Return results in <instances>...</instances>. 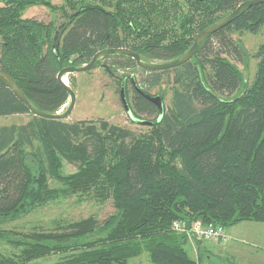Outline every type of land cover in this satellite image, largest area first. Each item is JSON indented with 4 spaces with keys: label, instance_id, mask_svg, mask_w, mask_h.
Segmentation results:
<instances>
[{
    "label": "trees",
    "instance_id": "obj_1",
    "mask_svg": "<svg viewBox=\"0 0 264 264\" xmlns=\"http://www.w3.org/2000/svg\"><path fill=\"white\" fill-rule=\"evenodd\" d=\"M98 1L63 0L54 7L50 0H0V70L36 110L56 114L66 105L69 95L56 79L62 69L87 65L108 49L132 51L144 63L174 61L200 32L249 0ZM31 6L59 12L62 22L23 19ZM260 31L264 3L209 35L180 67L148 72L124 55L97 60L93 69L102 67L123 87L133 116L151 122L139 135L103 120L35 117L0 78V117L29 118L0 127V244L18 252L0 257V264L52 255L60 256L54 264H128L143 253L151 264H196L175 223L188 230L195 223L225 230L242 222L264 225V43L248 84L227 57L243 56L232 35ZM162 39L168 43L159 46ZM134 72L145 75L141 83ZM169 73L170 108L158 121V109L136 88L164 101L162 92L151 91ZM67 80L74 90L73 75ZM64 163L74 173L64 175ZM49 179L59 187L50 188ZM73 197L110 200L113 212L102 222L88 217L50 230L2 228Z\"/></svg>",
    "mask_w": 264,
    "mask_h": 264
},
{
    "label": "rangeland",
    "instance_id": "obj_2",
    "mask_svg": "<svg viewBox=\"0 0 264 264\" xmlns=\"http://www.w3.org/2000/svg\"><path fill=\"white\" fill-rule=\"evenodd\" d=\"M97 2L99 3L98 0ZM50 3L54 7H60L63 5V0H50ZM22 18L35 20L46 25L53 22L56 26L62 22L59 12L53 13L51 10L42 6L28 7L23 12ZM231 38L240 44L243 56L241 59L227 57L242 71L244 79L248 84L252 81L256 69L257 61L254 59V54L257 48L264 43V31H260L256 35L249 33H243L241 35L234 34ZM109 61H103L102 64H108ZM144 76L138 72H134V78L137 82L141 83V79ZM172 78L173 73H169L165 76L160 89L156 88L151 91V94L163 93L165 109L170 108ZM73 85L75 105L66 120L67 122L103 120L110 125L128 129L136 135L149 131V126H141L129 121L121 101V88L118 90L117 83L105 74L102 67L92 69L85 73L74 74ZM123 96L126 100L125 93H123ZM69 101H67L60 112L64 111ZM28 119L26 115H21V117H0V126L22 124ZM74 171V166L66 163L63 164L62 173L64 175L72 174ZM49 187L58 188L59 185L49 179ZM112 212L113 206L110 200L99 202L97 200L95 201L92 197H73L51 202L43 207L37 208L32 213L21 217L17 221L5 224L2 228L22 233H27L33 229L50 230L59 223L76 222L88 217L96 218L99 222H102ZM226 235L225 240L221 242L212 241L198 244V241L188 239L185 249L196 264H260L258 258H255L253 255L255 253L264 255L263 224L242 222L232 228L226 229ZM17 254L18 252L16 250L0 244V257L8 258ZM59 260L60 256L52 255L29 264H54ZM128 264L151 263L148 260L147 254L143 253L138 258L129 261Z\"/></svg>",
    "mask_w": 264,
    "mask_h": 264
},
{
    "label": "water",
    "instance_id": "obj_3",
    "mask_svg": "<svg viewBox=\"0 0 264 264\" xmlns=\"http://www.w3.org/2000/svg\"><path fill=\"white\" fill-rule=\"evenodd\" d=\"M264 3V0H249L241 5H239L235 11H233L231 14H229L227 17L222 19L221 21L217 22L216 24L208 27L207 29L203 30L200 32L194 39V42L192 46L189 48V50L179 59H176L174 61L168 62V63H163V64H149V63H144L140 60L139 56L132 51L126 50V49H108V50H103L98 53H96L91 61L84 66L81 67H67L59 71L57 74V81L62 85V87L65 89V91L69 95V104L68 106L64 109L62 112H58L56 114H47V113H42L38 110H36L34 107L31 106V104L28 102V100L25 98L21 90L18 88V86L15 84L13 79L6 74L5 72L0 70V78L10 87L12 92L16 95V97L23 103V105L27 108L29 113H31L35 117H39L42 119L46 120H54V121H66L68 117L70 116L71 112L73 111L74 105H75V93L74 91L69 87L68 84H65L63 82V77H68L69 75H74V74H79V73H85L88 71H91L96 63L97 60L108 56V55H124L129 58H131L135 63L136 66L144 71L148 72H160V71H167L171 70L177 67H180L181 65L185 64L188 62L195 52L197 51L198 46L200 43L206 39L209 35L219 31L220 29L226 27L229 25L231 22H233L236 17L238 16L239 13H241L243 10L250 8L252 6H255L257 4ZM53 48L54 52L57 54L58 52V41H57V32L55 33L53 37ZM136 91L139 92L143 97H145L148 101L153 103L156 108L158 109V121L162 118V115L164 113V103L161 100L160 97L158 96H152L145 94L138 90L136 88ZM124 89L121 87V101L122 105L124 108V111L129 118V120L137 125L141 126H150L151 122L137 119L133 116L131 110L129 109V106L127 104V101L125 100L124 96Z\"/></svg>",
    "mask_w": 264,
    "mask_h": 264
},
{
    "label": "built area",
    "instance_id": "obj_4",
    "mask_svg": "<svg viewBox=\"0 0 264 264\" xmlns=\"http://www.w3.org/2000/svg\"><path fill=\"white\" fill-rule=\"evenodd\" d=\"M173 230L177 234H184L188 239L199 242L224 241L227 237L226 230L222 227H203L200 223H195L190 230L186 229L184 224H174Z\"/></svg>",
    "mask_w": 264,
    "mask_h": 264
},
{
    "label": "crops",
    "instance_id": "obj_5",
    "mask_svg": "<svg viewBox=\"0 0 264 264\" xmlns=\"http://www.w3.org/2000/svg\"><path fill=\"white\" fill-rule=\"evenodd\" d=\"M15 116H20L21 115H15ZM28 120L24 121L22 124L26 123ZM22 124H15V125H22ZM13 125V124H12ZM10 126V125H9ZM2 127V126H0ZM255 258H258V260L260 261V264H264V255H259L257 253H255V255H253Z\"/></svg>",
    "mask_w": 264,
    "mask_h": 264
},
{
    "label": "flooded vegetation",
    "instance_id": "obj_6",
    "mask_svg": "<svg viewBox=\"0 0 264 264\" xmlns=\"http://www.w3.org/2000/svg\"><path fill=\"white\" fill-rule=\"evenodd\" d=\"M159 36V38H161V36L160 35H158ZM167 39V38H166ZM161 43H163L162 45H159V46H163V45H166L167 43H168V40H164V39H162L161 40ZM140 58V57H139ZM149 64H160V62H153V63H149ZM128 118V117H127ZM129 119V118H128ZM130 121V120H129ZM131 122V121H130Z\"/></svg>",
    "mask_w": 264,
    "mask_h": 264
},
{
    "label": "bare ground",
    "instance_id": "obj_7",
    "mask_svg": "<svg viewBox=\"0 0 264 264\" xmlns=\"http://www.w3.org/2000/svg\"><path fill=\"white\" fill-rule=\"evenodd\" d=\"M63 82H64L65 84H68L67 77H63ZM63 108H64V107H63Z\"/></svg>",
    "mask_w": 264,
    "mask_h": 264
}]
</instances>
